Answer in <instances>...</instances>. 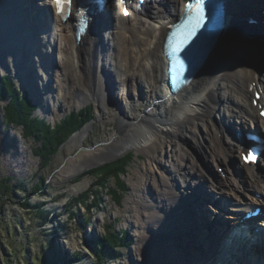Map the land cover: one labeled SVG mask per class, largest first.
I'll list each match as a JSON object with an SVG mask.
<instances>
[{
  "label": "bare ground",
  "instance_id": "6f19581e",
  "mask_svg": "<svg viewBox=\"0 0 264 264\" xmlns=\"http://www.w3.org/2000/svg\"><path fill=\"white\" fill-rule=\"evenodd\" d=\"M131 1L109 4L105 20L89 22L95 34L78 43L72 25L56 15V3L51 0H0V54L5 56V60L0 56V65L8 64L22 87L33 92L35 98H30L40 107L35 116L41 113L52 120L67 108L95 100L98 110L105 107V115L118 119L117 130L107 141L88 150L81 149L91 125L79 131L67 144L68 159L59 179L112 163L129 149L147 156L137 171L135 193L127 202L133 212L129 221L141 245L137 261L145 257L146 264H214V256H226L233 250H223L218 236L210 233L212 229L206 228V236L196 227L198 207H206L202 199L214 204L206 207L212 222L213 212L221 213L215 205L222 198L229 203L226 208L230 213L225 218L235 222L255 206L264 208V169L260 166L257 170L255 165L261 160L264 165V156L261 154L256 163H247L235 133L240 129L264 135V120L253 104L255 89L264 90V45L249 41L246 28L236 27L235 19L224 16L219 33L222 38L203 68L189 84L171 90L163 45L169 26L183 15L186 0ZM243 2L247 8L240 3L232 7L234 13L264 7V0ZM148 4H153L152 10H147ZM49 6L54 15H49ZM93 20L96 23L92 24ZM118 89L123 90L122 98L116 96ZM112 96L117 99L114 106L109 103ZM6 99L9 102L8 96ZM98 112L103 119L105 115ZM38 116L47 121V117ZM57 119L51 121L55 126L63 120ZM179 136L185 137L190 150L180 145ZM76 149L78 154L71 156ZM192 152L201 153L196 158L202 166ZM234 157L237 160L231 166ZM206 161L222 168L225 177L212 170L209 176ZM199 218L208 221L202 212ZM222 223L221 230L228 225ZM257 237L263 245L264 229ZM245 248L240 253L246 261L260 264L257 258H264V245L263 251H256L255 260H251L254 250L246 253Z\"/></svg>",
  "mask_w": 264,
  "mask_h": 264
},
{
  "label": "rangeland",
  "instance_id": "374dc122",
  "mask_svg": "<svg viewBox=\"0 0 264 264\" xmlns=\"http://www.w3.org/2000/svg\"><path fill=\"white\" fill-rule=\"evenodd\" d=\"M242 1L248 0H240ZM146 8L152 10L153 4H148ZM4 58V55L1 56L2 60H5ZM8 62L11 64V60ZM5 66L3 63L0 65V76L10 75L19 91L24 93L26 90L22 87L23 84L18 75L8 69V64L7 67ZM135 82L139 86L138 78ZM116 96L122 98L123 90L118 89ZM30 97H34V94ZM6 98L7 96L0 100V264H146L143 261L145 257H140V261L136 260L141 245L136 236L137 230L129 221L133 217V212L128 210L127 202L135 193L137 171L142 163L147 162V156L129 149L121 158L112 161L113 164L122 158L127 157L128 162L132 159L128 167L118 173L120 179L119 177L117 179L115 175L108 177V181L106 177L101 181L98 179L100 173L95 172L108 164L112 165L107 163L99 164V167L94 166L95 168L92 167L78 176L63 179V181L59 178L64 162L68 159V143L52 155L51 161V157L48 160L38 155L39 147L42 145L41 141L34 138L28 139L24 126L13 122L7 123L8 116L11 114L9 105L11 98L9 102ZM115 100L117 99L112 96L109 103L113 105ZM90 104L95 105L96 116L81 129L84 130L91 125L89 135L83 140L84 146L81 150L97 147L107 141L109 134L117 130L118 119L113 120L110 119V115H105L107 111L105 107H100L98 110L95 100L81 106L67 108L58 117L51 116L54 120L62 115L57 119L59 121L65 115L72 113L74 109L82 110ZM108 107L109 110L112 108L110 105ZM98 111L105 115L103 119L99 118ZM38 115L44 117L41 113ZM178 138H175V141L179 140L180 145L190 150L185 137L179 136ZM78 151L76 149L71 156H76ZM200 154H192L199 165L201 160L196 157ZM236 160L235 157L232 158L230 165L232 166ZM206 162L207 165L205 163L204 166L207 167L209 176L212 170L213 174H218L221 178L225 177L222 168L218 169L210 161ZM225 163L227 162H221V164ZM259 166L264 168L263 161ZM225 169L227 170V167ZM99 182L103 184L99 185ZM4 185L7 186L2 191ZM37 185L43 188L38 193L34 190ZM8 187H11L10 191ZM68 202L72 204L68 205ZM26 204L34 208L27 207ZM47 215L49 218L46 221L45 216ZM87 218L89 222L86 225L84 219ZM108 225H111L112 230L127 232L132 243L127 247L117 249L121 255L120 258L112 256L111 250L107 249L103 253V261L100 262L92 255L88 243L92 242L95 245L99 239L104 237ZM61 249L64 251L63 255ZM73 253L81 254L82 260L74 259Z\"/></svg>",
  "mask_w": 264,
  "mask_h": 264
},
{
  "label": "trees",
  "instance_id": "16d2710c",
  "mask_svg": "<svg viewBox=\"0 0 264 264\" xmlns=\"http://www.w3.org/2000/svg\"><path fill=\"white\" fill-rule=\"evenodd\" d=\"M5 96L11 98L12 101L10 104L11 107L9 106L11 114L8 116L7 123L13 122L21 125L22 127L24 126L28 139L34 138L41 141L42 145L39 147L38 155L48 160L51 157L50 161L52 160V155H55L61 146L65 144L75 132L81 130L87 123L94 119L93 117H95L94 105H89L80 113L74 111L72 114L67 115V117L56 126L46 120H42L40 117L34 115L37 110V106L33 104L30 99V95L28 93H21L16 82H14V79H12L10 75H4L3 77L0 76V100H2ZM126 159L127 157L122 158L113 164L111 163L112 165L108 164L98 169L95 172L96 174L100 173L98 179L101 181L102 178L106 177L108 181V179L113 177V175H115L118 179V173H121L122 170L124 171V168L128 167L129 162H132V159L129 162ZM102 184V182H99V185ZM6 186L7 185L3 186L2 191L6 189ZM8 190L10 191L11 187H8ZM34 190L38 193L39 190H42L41 185H37ZM72 203L68 202L67 204L70 205ZM26 206L32 207L30 204H26ZM48 218L49 215L45 216L46 221ZM84 220V223L87 225L89 219L87 218ZM105 231L106 235L99 239L95 245L92 242L88 243V247L92 250V255L100 262L103 261V253L106 252L107 249L111 250L112 256L120 258L121 255L117 252V249L120 247H127L128 244L132 243V240L127 232L112 230L111 225H108ZM73 257L74 259L82 260V256L79 253H73ZM37 258L39 259V256Z\"/></svg>",
  "mask_w": 264,
  "mask_h": 264
},
{
  "label": "water",
  "instance_id": "95a60500",
  "mask_svg": "<svg viewBox=\"0 0 264 264\" xmlns=\"http://www.w3.org/2000/svg\"><path fill=\"white\" fill-rule=\"evenodd\" d=\"M114 1H116V0H109V2L111 4H113ZM232 2H233L232 3V7L233 6L236 7L238 4L242 3L243 4V8L244 9L247 8V6L244 4L243 1L240 2V0H232ZM234 14L236 15V18L235 17L233 18V19H235L234 20L235 21V26L237 27V25L239 24L243 28H246V32L245 33H247V32L249 33V34L246 35L248 40L252 41V42H254V43L258 44V45H264V15L262 13V8H256L255 10L253 9L252 11L251 10H242V11L239 10L237 13H234ZM216 16L217 17H215L214 19H212V20L209 19L208 20L210 23H208V25H207V27L205 29L201 30L200 32L198 31V33L194 35V36L198 35L197 38H196L197 41L193 45V48H192L193 55H195V58H193V62H194L195 66L199 65L200 63H202V61H204L206 63L207 57L211 54L215 44L217 43V41L220 38H222V36L219 33L221 32L220 26L223 24L224 21H226V20L223 19V17L225 15L224 14H220V15H216ZM227 18H229V17H227ZM233 19L231 18L230 20H233ZM234 21H232V22H234ZM29 27H30V25L27 24V28H29ZM228 40L230 41L231 38L229 37ZM192 41H194V40H192ZM49 47H50V45H49ZM257 72H258V76H260L261 71L257 70ZM256 84L257 83L254 82L253 86H256ZM54 91H55V89H54ZM34 104H36V102ZM44 118H46V117H44ZM46 119H47V121L50 122L48 117ZM78 133L79 132L74 133L67 140V142L65 144L69 143ZM65 144H63L61 146L60 150L64 147ZM99 166H95V167H99ZM206 207H207V205H206ZM206 207H198V211H197L198 214L194 218L195 219V225H196V227H198V229L200 231L202 230V232H201L202 234L201 235L205 234L206 236H208V234L205 233L206 232L205 230H206V228H210V229H212V231L210 233L213 234L214 236H217V234L215 233L216 231L214 230V226L213 225L210 224V226H207V225L201 223V221H200L199 212H208ZM200 208H201V211H200ZM208 216H209L208 217V221L210 222V215H208ZM219 219H220V216H216L213 221L214 222L217 221V223H219V221H220ZM214 222H211V223H214ZM207 239H208V241L210 240L208 237H207ZM199 244H200V246L203 247V242L202 241H200ZM210 245L213 247V249L217 248V244H213V242L210 243ZM216 259H219V258L214 256V260H216Z\"/></svg>",
  "mask_w": 264,
  "mask_h": 264
},
{
  "label": "snow or ice",
  "instance_id": "6c2138e0",
  "mask_svg": "<svg viewBox=\"0 0 264 264\" xmlns=\"http://www.w3.org/2000/svg\"><path fill=\"white\" fill-rule=\"evenodd\" d=\"M202 2H203V0H197V3H196V8H197L198 12L200 13V15L197 18V23L202 22L204 19ZM56 4H57L58 11L61 13V15H63L65 8L70 6L71 0H56ZM176 50H178V49H174V51H176ZM245 159H246V161L247 160H254L255 156L252 153H248L245 156Z\"/></svg>",
  "mask_w": 264,
  "mask_h": 264
}]
</instances>
